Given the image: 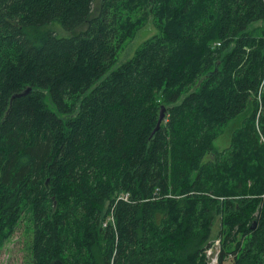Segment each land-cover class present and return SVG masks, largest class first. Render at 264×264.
Instances as JSON below:
<instances>
[{"label":"trees","instance_id":"1","mask_svg":"<svg viewBox=\"0 0 264 264\" xmlns=\"http://www.w3.org/2000/svg\"><path fill=\"white\" fill-rule=\"evenodd\" d=\"M263 192L264 0H0V248L206 264L218 218L216 264H264Z\"/></svg>","mask_w":264,"mask_h":264},{"label":"rangeland","instance_id":"2","mask_svg":"<svg viewBox=\"0 0 264 264\" xmlns=\"http://www.w3.org/2000/svg\"><path fill=\"white\" fill-rule=\"evenodd\" d=\"M47 29L55 31L58 36H69L71 33L66 31L58 21H54L47 26ZM157 30L151 22H148L131 41L119 51L117 61L112 66V68L117 67L123 61L131 57L134 49L141 44V42L154 33ZM241 117H237L231 120L228 126L225 127L223 133L218 136L214 142L213 146L219 150L227 147L230 141V134L234 127L238 125ZM124 193V192H122ZM218 230H219V219L216 218L212 224L211 232V242H214L218 239ZM31 230H28L27 223L24 221L20 222L16 227L15 231L12 233L10 238L6 240L0 248V264H28L30 260L29 255V240L31 238ZM230 261V259L228 260Z\"/></svg>","mask_w":264,"mask_h":264},{"label":"built area","instance_id":"3","mask_svg":"<svg viewBox=\"0 0 264 264\" xmlns=\"http://www.w3.org/2000/svg\"><path fill=\"white\" fill-rule=\"evenodd\" d=\"M127 196H128L127 193H120V194L118 195L117 199H122V198H123V199H126ZM262 196H264V192H263ZM111 220H112V216H109V217L107 218V220L104 221V222L102 223V225L105 226V225L107 224V221H111ZM214 244H218V247H219V240H216V241L214 242ZM214 244H213V245H214ZM211 248H212V246L206 251V257H207L206 264H216V261H217V254H218V249H219V248H217V252H216L215 256L212 257V258L209 260V254L211 253ZM213 260H215L214 263H213Z\"/></svg>","mask_w":264,"mask_h":264},{"label":"water","instance_id":"4","mask_svg":"<svg viewBox=\"0 0 264 264\" xmlns=\"http://www.w3.org/2000/svg\"><path fill=\"white\" fill-rule=\"evenodd\" d=\"M28 90H29V89H28ZM28 90H27V91H28ZM27 91H25V92H23V93H26ZM163 109H164V106H161V108H160L159 118H158V120H157L156 127H155L154 130H153V133H154V131H156V130L159 128V126H160V123H161L162 118H163ZM217 248H218V244H214V245L212 246V248H211V253L209 254V260H210L212 257L215 256V254H216V252H217Z\"/></svg>","mask_w":264,"mask_h":264},{"label":"bare ground","instance_id":"5","mask_svg":"<svg viewBox=\"0 0 264 264\" xmlns=\"http://www.w3.org/2000/svg\"><path fill=\"white\" fill-rule=\"evenodd\" d=\"M215 262V260H213V263Z\"/></svg>","mask_w":264,"mask_h":264}]
</instances>
